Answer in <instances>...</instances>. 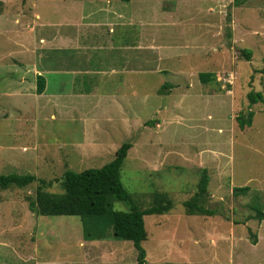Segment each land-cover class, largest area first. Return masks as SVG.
I'll list each match as a JSON object with an SVG mask.
<instances>
[{
  "label": "rangeland",
  "instance_id": "rangeland-1",
  "mask_svg": "<svg viewBox=\"0 0 264 264\" xmlns=\"http://www.w3.org/2000/svg\"><path fill=\"white\" fill-rule=\"evenodd\" d=\"M106 17L129 20L110 27ZM139 32L145 42L126 64ZM77 39L85 42L68 45ZM166 51L184 57H156ZM81 56L87 63H74ZM41 67L51 104L36 92ZM262 68L264 0H0V174L31 173L62 192L65 170L101 167L130 142L124 188L140 207L156 192L173 202L167 213L145 215L148 264H264V219L255 211L264 212V105L246 97L264 95ZM73 69L86 72L74 84L94 87L91 94L51 98L54 71ZM200 72L212 77L202 81ZM71 101L84 118L65 110ZM248 110L252 123L240 129L235 117ZM203 170L202 204L215 215L186 214ZM38 185L0 188V264L78 260L79 238L111 232L110 214L85 219L83 236L79 216L32 213ZM238 186L249 190L235 195ZM110 209L128 206L113 200Z\"/></svg>",
  "mask_w": 264,
  "mask_h": 264
},
{
  "label": "trees",
  "instance_id": "trees-1",
  "mask_svg": "<svg viewBox=\"0 0 264 264\" xmlns=\"http://www.w3.org/2000/svg\"><path fill=\"white\" fill-rule=\"evenodd\" d=\"M128 1V0H123ZM245 0H234L236 6ZM240 53L250 60V50L241 49ZM264 73V68L260 70ZM199 79L206 81L212 77L210 72H200ZM38 94L44 90V78L37 77ZM249 105L261 102L264 105V95L260 91H249L246 94ZM254 113L248 110L245 116L238 114L235 119L240 129L250 126ZM130 142H123L115 151L114 157L107 163L98 168H87L80 172L67 169L62 175V192H49L44 189L46 182L38 179L34 174H0V188L6 189L10 186L24 187L34 181L39 185L35 192L34 199L29 200L28 208L36 215H73L79 216L85 227V219L91 216H104L110 214L109 223L112 226V236L119 240L132 241L137 251L136 264H148L146 261V251L142 242L147 238L144 226V216L152 214L167 213L172 209L173 202L165 193L156 192L153 200L146 207L137 205L132 196L124 188L120 179V169L127 156ZM209 177L203 170L194 195L183 202L186 207V214L215 215V210L205 208L202 198L207 193ZM248 186H238L233 189L235 195L246 193ZM123 201L127 204V211L111 210L112 201ZM256 215L259 221L264 219V212L256 208ZM97 218H90L92 224L96 223ZM101 219H99V222ZM89 236V235H87ZM252 244L257 243V239L251 240Z\"/></svg>",
  "mask_w": 264,
  "mask_h": 264
},
{
  "label": "crops",
  "instance_id": "crops-1",
  "mask_svg": "<svg viewBox=\"0 0 264 264\" xmlns=\"http://www.w3.org/2000/svg\"><path fill=\"white\" fill-rule=\"evenodd\" d=\"M120 19L121 20L124 19L126 21L129 20L127 17H124L123 19L121 17H117V18H113V19L106 17L105 21H103V23L104 24H110L107 26L112 27L111 24L115 23V21L120 20ZM135 36H136V40L134 41V43H131L135 46V48L131 47L129 49L128 53H125L122 55V57H125L126 64H127V60L130 58V56L132 54V51L133 50L138 51L137 47H139V44H142V42H145L143 40V38H140V36H141L140 32L137 33ZM77 40L78 41H72V42L68 41V43H69L68 45H72L73 42H85V41H82L80 39H77ZM42 43H45L44 40ZM62 43L63 42H57L55 44L60 46V45H62ZM84 45H85V43H82V47ZM78 49L82 50L81 47H78ZM168 50H170V49L168 48ZM183 53L184 52H181V51L179 53H177V52L174 53V51H166L165 53H161L160 56H156V57H158V58L163 57V56L175 57V58L184 57L183 55H181ZM178 54H180V55H178ZM125 61L122 62L120 60L119 65L120 66L122 65L121 68H124L123 66L125 65ZM62 62H64L66 64L64 59H62ZM74 63H76L77 65H82V63H87V61H86V59H84L81 56L78 59L75 58ZM60 64H62V63H60ZM128 68L129 67H126L125 70H127ZM52 71H54V70H52ZM54 72H56V75H57L56 78L58 79V81L56 79H54V80L58 83L55 82V86H56L57 90H56L55 94L51 95V98H53V99H59L60 96H61L60 98H62V96H72V97L73 96H79L78 98H83L84 96H89L91 94V91H87V90H93V88H94V87L85 88L84 85H82L81 87L75 86L74 83L76 81L81 80L80 78H77V75H79L83 72L86 73L85 71H81V69H77V71L74 69L71 71L67 70L65 72H61V71L57 70ZM191 72H192V70L189 73H191ZM44 73H45L44 67H41V69L38 70V75H41L44 78L45 86H44L43 92L38 94V97H41V98L43 97L44 100L48 101V103L51 104L53 101L50 100L49 99L50 97L47 95L48 80L46 77L43 76ZM179 73L184 74L185 71L181 70ZM124 74L125 73L118 74V77L116 78V80H119V82H121L123 80L122 76ZM71 77H72V79H71ZM67 86H71V89L69 91L64 89V87H67ZM82 90H84V91H82ZM62 100H64V99H62ZM56 102H58V101H56ZM63 106L66 107L65 110H69V108H71L72 110L79 111L80 113L83 114L82 117L84 118L85 112L82 111L84 109V107L82 106V104H79V102L71 101L70 104L63 105ZM53 115L55 116V113ZM73 116L76 117L75 114L72 115V117ZM144 220H145V216H144ZM155 224H160V223L156 222ZM85 231H86V228L84 227L83 220H82L83 236L85 235ZM87 235H89V234H87ZM259 240H260V237H259ZM79 245L81 247V249H80L81 250L80 251L81 252V258L78 260H73V257H72V259H67V260H64L60 257H56L54 259H49L48 257H46V259L42 258V260H44V261H41L40 263L41 264H136L137 251H136L135 247L133 246L132 241L119 240V239L113 238L112 228H111L110 234L107 233L106 235H104L102 233H92L86 239L84 237H83V239L79 238ZM232 252H233V249H232ZM179 253H180V255H178V257L180 256L179 258L187 260V257L185 255H182L181 252H179ZM166 254H169V251L166 252ZM166 254H165V256H166ZM60 259H62V260H60ZM127 259L130 261H127ZM146 261H147V263H149L148 252H146Z\"/></svg>",
  "mask_w": 264,
  "mask_h": 264
}]
</instances>
